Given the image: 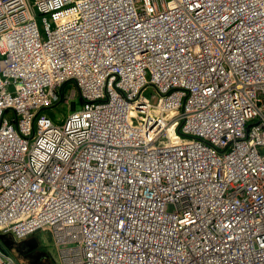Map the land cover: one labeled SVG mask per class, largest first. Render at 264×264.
<instances>
[{"label":"built area","instance_id":"2783aa9c","mask_svg":"<svg viewBox=\"0 0 264 264\" xmlns=\"http://www.w3.org/2000/svg\"><path fill=\"white\" fill-rule=\"evenodd\" d=\"M70 83L81 110L38 118ZM260 149L264 0H0V234L49 232L59 264H264Z\"/></svg>","mask_w":264,"mask_h":264},{"label":"rangeland","instance_id":"374dc122","mask_svg":"<svg viewBox=\"0 0 264 264\" xmlns=\"http://www.w3.org/2000/svg\"><path fill=\"white\" fill-rule=\"evenodd\" d=\"M37 25L39 27V29L41 30V34L43 35L42 33V25H41V22L40 20L37 18ZM44 37V35H43ZM73 87L71 85H68L64 88V95H68L70 92H71V89ZM152 91L149 90L148 92L144 93V96L145 97H148L150 98V95H151ZM75 103V110L76 111H79L81 109V101L79 98H76L74 101ZM73 111L72 109L70 108L69 105H65L63 103H59L57 104L56 106L50 108V109H47V110H44L41 114L44 115L45 117H47L48 119L51 120V122L55 125H61L65 119L67 117L70 116V114H72ZM260 153H264V150L260 149L259 150ZM29 238H35V239H39L36 243L39 244V248L40 250L41 249H45L50 252V254L56 258L57 255H56V250H55V247H54V243H53V240H52V237L49 233L47 232H42V233H36L32 236H29L28 238L26 239H29ZM45 246V247H43ZM19 258V257H18ZM12 259L14 260L15 264H20L17 259L15 258V256L12 255ZM20 259V258H19ZM38 264V263H36Z\"/></svg>","mask_w":264,"mask_h":264},{"label":"trees","instance_id":"16d2710c","mask_svg":"<svg viewBox=\"0 0 264 264\" xmlns=\"http://www.w3.org/2000/svg\"><path fill=\"white\" fill-rule=\"evenodd\" d=\"M36 244L35 238H30L27 241H23L20 244L14 243L13 239L9 236H1L0 237V247L3 250H17V252H20L24 258L31 259L35 256L37 259H43L40 258V253L34 252L35 246L30 247L31 245ZM24 246L26 248H24ZM34 248V249H33ZM5 250V251H6ZM32 264H36V261L32 262Z\"/></svg>","mask_w":264,"mask_h":264},{"label":"crops","instance_id":"0c3cea01","mask_svg":"<svg viewBox=\"0 0 264 264\" xmlns=\"http://www.w3.org/2000/svg\"><path fill=\"white\" fill-rule=\"evenodd\" d=\"M38 240L35 239L36 242ZM20 243H22V242H20ZM20 243H18V244H20ZM32 246H35V249L33 248L34 252H38V253L41 252L40 258H43V259H37V258H35V256L31 259L24 258L20 252H17V250H9V256L11 258H12V255L15 256V258L17 259V261L20 264H32V262H34V261H36V263H38V264H57V257L54 258L45 246H43V247H45L47 250H45V249L40 250L38 243L31 245L30 247H32ZM24 248H26V247L24 246Z\"/></svg>","mask_w":264,"mask_h":264},{"label":"clouds","instance_id":"9594fccd","mask_svg":"<svg viewBox=\"0 0 264 264\" xmlns=\"http://www.w3.org/2000/svg\"><path fill=\"white\" fill-rule=\"evenodd\" d=\"M68 85H71V86L73 87V88L71 89V92L73 91V92L75 93V97H74V99H73L72 101H70L69 104H65V105H69L70 108L72 109L73 113L70 114V116H72V115L78 113V112L81 110V109H80L79 111H76V110H75V103H74L73 101H74L76 98H79L80 101H81V108H82L83 100H82V98L80 97L79 92H78L77 88L75 87V85L72 84V83H70V84H67L66 86H68ZM66 86H65V87H66ZM63 92H64V89L62 90V93H63ZM71 92H70V93H71ZM70 93H69V94H70ZM63 94H64V93H63ZM61 103H62V102H61ZM57 104H59V103H57ZM57 104H55L54 106H56ZM63 104H64V103H63ZM54 106H52V107H54ZM52 107H50V108H52ZM50 108H45V109L41 110V111L38 113V116H37V117H38V118H40V117H44V118L48 119L47 117H45V116L42 115L41 113H42L44 110H47V109H50ZM70 116H69V117H70ZM38 118H37V119H38ZM67 118H68V117H67ZM67 118H66V119H67ZM66 119H65V120H66ZM48 120L51 122L50 119H48ZM64 122H65V121H64ZM64 122H63V123H64ZM63 123H62V124H63ZM62 124H61V125H62ZM34 125H35V122H34ZM37 233H42V232H37ZM47 233H49V232H47ZM35 234H36V233H35ZM49 234H50V233H49ZM32 235H34V234H32ZM32 235H30V236H32ZM1 236H7V235H2V234H0V237H1ZM7 237H8V236H7ZM9 237L12 238V239H13V242H14V243H17V244L20 243V242H23V241H26V240H29V239H30V238H29V239H26V238H25V239H23V240L16 241L12 236H9ZM28 237H29V236H28ZM28 237H27V238H28ZM51 237H52V236H51ZM52 240H53V239H52ZM53 243H54V242H53ZM54 247H55V246H54ZM0 249H1V250H2V251H3L8 257H10V256H9V251H7L6 249H5V250H6V251H5V250H3L1 247H0ZM55 250H56V248H55ZM56 255H57V264H59V255H58L57 250H56ZM10 259L13 261V264H15L14 260H13L11 257H10Z\"/></svg>","mask_w":264,"mask_h":264}]
</instances>
